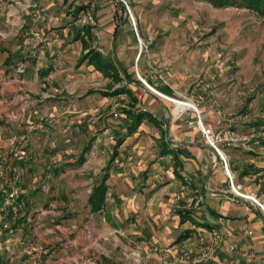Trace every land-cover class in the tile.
Instances as JSON below:
<instances>
[{
  "label": "crops",
  "instance_id": "obj_1",
  "mask_svg": "<svg viewBox=\"0 0 264 264\" xmlns=\"http://www.w3.org/2000/svg\"><path fill=\"white\" fill-rule=\"evenodd\" d=\"M90 6L95 8L96 24L82 25L80 19ZM135 6L139 12L141 5ZM127 16L120 0H0L2 28H8L2 33V39H8L0 42V113L2 120L7 121L10 118L6 112L10 109H18L19 116L17 121L12 120L17 125L7 137L0 127V146L4 148L0 154L12 147L15 134L30 129L32 158L21 159L18 164L28 201L25 214L37 219L33 228L19 226L15 228L16 238L5 241L21 247L19 254L13 256L15 263L78 264L88 252V240L96 243L97 226L102 220H112L116 225L111 227L116 233L113 238L120 241V235H125L130 242L138 240L143 253L152 244L164 247L174 243L171 248L178 246L179 250L188 246L186 255L182 250L172 256L174 264H182L183 260L185 264H219L225 259L230 264H264V209L261 206L259 214L242 200L209 192L210 189L234 193L223 162L219 159L214 166L215 156L209 144L203 141L200 130L188 123L195 114H171L159 100L165 111H155L158 105L149 110L144 94L132 87L156 97L135 81H127L126 73L137 78L139 72L153 88L161 90L158 82L163 79L172 88L164 78L165 69L160 68L163 63L158 64L157 54H148L147 45L146 49L139 45V37L143 40L141 29L148 28L142 25L139 31L134 12V25ZM85 27L91 28V37ZM142 34L147 35L144 31ZM92 48L103 57L116 60L122 81L114 82L111 76L104 75L90 58L79 62ZM109 52L111 55L107 56ZM16 54L21 59L13 63ZM21 67L23 73L19 71ZM167 73L170 71L166 70L170 79ZM9 74L13 75L15 85L5 81ZM124 87L127 89L116 92ZM106 91L116 92L114 96L126 93L129 98L118 100ZM26 95L34 98L35 105L47 117L44 127H40L38 117L30 110L21 112L19 104H24ZM107 103L119 113L118 118L104 116ZM212 103L206 102L203 109L207 124L216 131L231 127L233 137L224 142V150L229 147L235 153L238 151L227 153L232 182L250 188L249 192L256 197V192L264 187V96L257 97L258 111L251 117L258 123L247 125H242L247 120L243 116L230 118L220 110L214 116ZM132 108L147 113L141 125L130 133V116L125 110ZM108 121L113 122L116 143L124 138L115 161L111 155L116 145H112L108 131L104 130ZM169 135L183 143L171 142ZM86 146L91 148L84 153ZM169 151L178 154L181 165L176 166L174 153ZM247 152L256 156L248 161ZM102 170L103 177H99L97 171ZM240 176L245 180L236 181ZM252 176H259L254 185L248 183ZM105 177V206L94 212L90 197ZM43 183L48 190H44ZM262 196L258 201L264 206V193ZM83 201L92 212L90 223L83 222ZM43 207L48 209L46 214L40 212ZM71 214L76 216L75 221ZM57 220L63 224L56 223ZM24 231L26 235H22ZM67 234L70 239L65 240ZM13 240L16 242L11 243ZM231 244H237L236 251L229 250ZM46 246L57 248L55 252L51 250V257ZM52 257L58 259L52 261ZM166 260L164 263L168 264Z\"/></svg>",
  "mask_w": 264,
  "mask_h": 264
},
{
  "label": "rangeland",
  "instance_id": "obj_2",
  "mask_svg": "<svg viewBox=\"0 0 264 264\" xmlns=\"http://www.w3.org/2000/svg\"><path fill=\"white\" fill-rule=\"evenodd\" d=\"M130 2L134 15L138 18L137 26L139 31L142 25L148 28L146 30L141 29L145 34L147 33L146 36H143L142 31H140L141 37L149 49L148 54H152L153 52L157 54L156 57L160 58L158 64L163 63L160 68L165 69L162 72L164 78L172 84V88L170 89L163 81L164 79L161 82L156 80L161 84L160 87L166 90H172L174 96L165 92H162L163 94L198 105L206 126L209 125L204 117L203 109L206 102H210V100L213 102L212 105L215 109L214 116H218L217 112L220 110L223 113H227L230 118L234 116H243L247 118L246 121H242L244 122L242 125L258 123V120L254 117L252 119L251 117L258 111L255 105L257 97L261 95L264 96V16L247 8L234 6L218 8L206 0H143L141 2H138V0H130ZM135 5H141V7L137 8L139 12H137ZM127 17L130 19L132 25H134L132 17ZM120 24L121 18L118 21V26ZM2 26L3 24H1L0 19V42L8 39H2V33L8 30L7 27L2 28ZM146 45H144L145 49ZM110 55L109 52L107 56ZM20 59L21 55L16 54L11 61L14 63ZM6 65L9 64L7 63ZM166 70L170 71V74L167 73L170 79L166 76ZM11 74H9L10 76H6L7 78L5 79L10 86L15 85L13 75ZM102 87L108 88L109 86L103 85ZM145 87L147 86L145 85ZM132 88L144 94V102L149 110L151 106L155 107L156 105H158L157 110H153L158 111L159 108L161 111L164 110L161 106L162 103H160L162 101L164 104L163 106H166L171 114H176L175 102L158 95L157 97L161 100L160 101L157 98L154 99L150 97L148 94L135 87ZM154 89L160 91V89L155 86ZM106 92H109L110 95L112 94L114 98L118 97V100L129 98L126 93H121L120 95L116 94L118 96H114V93L117 91ZM1 97L0 90V99ZM21 102L19 104L20 110L21 108L24 109L23 101ZM102 107L103 106H101V108ZM104 108L103 113L105 117L114 116L115 112L112 111V105L107 103ZM23 109L21 112L24 111ZM12 111L16 113L17 117ZM183 111L189 114H195V116H193L194 119L190 118L191 120H189L188 123L192 120L196 121L197 117L194 107L184 109ZM17 112L18 109H10L6 112L9 114L10 121L2 120L3 113L2 115L0 113V127L3 135H6V137L8 136L7 133L10 134V132L14 130L12 128L17 125L16 123H11L12 120L19 118ZM24 112H28V108ZM90 122L92 124L93 120H90ZM108 122L109 124L105 129L103 127L104 130H107L110 124L113 128V122ZM194 126L201 132L197 124L194 123L192 127ZM229 129L232 128L229 127ZM108 134L110 138L111 135L115 137L114 139L111 138L112 145L114 144L115 146L116 134L113 131L111 133L108 132ZM201 135L204 139L203 141H206L202 132ZM224 142H221V145L224 144ZM3 149L4 148L0 146V150ZM10 149L0 154V159L8 155ZM233 149L230 150L229 147H226L225 152L228 154L235 153ZM236 152L238 153V151ZM253 156L256 155L247 152L246 158L250 161ZM111 158H113V154ZM103 173L104 170H102V173L97 171L98 176L101 175V177H103ZM237 180L244 181L245 179L240 176L236 178V181ZM258 181L259 176H252L250 180H248V183L254 185ZM20 186L22 188V174ZM240 189L242 192L254 196L252 194L253 192H249L250 188L245 189L240 186ZM256 193L257 196H254V198L258 200L259 198L261 199V197L263 198L262 193H264V187L260 188ZM98 194H101L100 189L98 190ZM258 206L262 209L260 205ZM82 207L86 211L83 216V222L90 223L92 212L88 211L89 206L86 204V201H83ZM27 208L28 201L26 211ZM47 210V208L43 207L40 212L46 214ZM26 211H24V215L26 216L22 219V223L19 225L14 223V232L7 230L9 228H6V222L0 217V256L4 262L2 264H16L13 256L19 254L21 247L13 246V244L10 246L5 243L9 238H16L15 228L19 226L22 228V226L25 225L23 229L28 227L27 229L29 230V228L34 227L33 225L37 221L35 215L25 214ZM100 215H102L103 219V211ZM70 217L72 221H75L76 216L71 214ZM59 219H62V217ZM138 222L137 220L136 223L138 224ZM56 223L63 224L61 220H57ZM111 227H116V225L112 223V220H110L109 223L102 220L101 224L95 229L96 243H92V241L88 240L90 244L88 252L83 255L84 259L80 260L78 264H165L166 262L164 263V260L166 259L168 264H174V262L171 261L174 258H172L173 255L177 256L181 254L182 250V254L186 255L188 251V246L186 248L182 247V250H179L178 246L173 249L171 247L174 243H172L164 247L152 244L149 246L148 251L143 253L138 240L130 242L128 239L129 237L125 235H120V241L115 240L113 237L116 236V233L111 231ZM22 235H26L25 231L24 233L22 232ZM72 236L73 233L70 234V237ZM70 237L67 234L65 240L70 239ZM15 242L16 241L13 240L11 243ZM46 247L43 250H46ZM47 248H49V250H47L46 253L57 249L56 247L51 248L50 246ZM20 258L24 259V254H21ZM51 259L53 261L58 258L52 257ZM185 263L186 261L183 260L182 264Z\"/></svg>",
  "mask_w": 264,
  "mask_h": 264
},
{
  "label": "built area",
  "instance_id": "obj_3",
  "mask_svg": "<svg viewBox=\"0 0 264 264\" xmlns=\"http://www.w3.org/2000/svg\"><path fill=\"white\" fill-rule=\"evenodd\" d=\"M124 3L127 14L133 17V9L131 7L129 0H120ZM82 25H94L96 24V18L94 14V7L90 6L84 11V15L80 19ZM140 47L143 48L145 42L139 37ZM21 73L24 72V68L21 67L19 70ZM138 79L146 85L150 89H154L145 78L141 76L139 72H137ZM18 79V77H16ZM18 80H21L20 78ZM35 100L30 95H26V99L24 102V111L28 108L31 111L32 115H35L39 119L40 127H44L45 123L48 122V119L45 115L41 113V110L38 106L35 105ZM194 109L196 110V121L192 120L189 122L191 126L197 124V126L201 129L203 136L206 138V142L212 146L217 152L219 159L223 162L224 168L231 179V187L235 194H238V189L240 186H237L232 182V175L230 171V163L229 157L224 150L223 144L221 142L226 141L233 137L232 131L228 129L214 130L212 127L206 126L202 118V112L199 109L198 105L194 104ZM114 117H119V113L115 112ZM108 132H112L113 128L110 124L107 128ZM111 138L115 137L111 135ZM31 133L30 129H25L23 132H19L12 137V148L10 149V153L0 159V217L3 219L6 224L7 230H11L14 232V225L20 224L22 221V216L24 215V211H26L27 201L24 196V192L20 186L21 182V172L19 169L18 162L19 160H29L32 158L31 151L29 149V144L31 142ZM44 190H48V186L46 183L42 184ZM253 199V198H252ZM260 206L261 203L255 199ZM12 223H11V222ZM15 223V224H14ZM252 232H250L251 234ZM237 244H231L230 251L234 252L237 250ZM51 257L53 254L51 252H47ZM219 264H230V262L225 259L221 260Z\"/></svg>",
  "mask_w": 264,
  "mask_h": 264
},
{
  "label": "trees",
  "instance_id": "obj_4",
  "mask_svg": "<svg viewBox=\"0 0 264 264\" xmlns=\"http://www.w3.org/2000/svg\"><path fill=\"white\" fill-rule=\"evenodd\" d=\"M208 2H210L211 4H213L215 7L218 8H224V7H230V6H234V7H241V8H247L251 11H254L262 16H264V0H206ZM91 28L89 27H85L84 31H86L89 34V37L92 36V32L90 31ZM80 32V31H79ZM81 34V32H80ZM90 58V62L97 64L98 68L104 73V75H108L111 76L114 80V82H120L123 80V78L119 75V71L117 69L116 63L114 60V58H107V57H103L101 52H99L98 50H96L95 48H92L89 50V52L85 55L82 56V58L80 59V63H82L83 61H85L86 59ZM10 61V57H8L6 59V64L9 63ZM52 68H49V70H51ZM126 73V70H124ZM126 78L127 81L129 83L135 81L137 83H140V80H138L137 78H135L133 75H129L128 73H126ZM127 89L126 87L117 90L118 91H122ZM161 90L163 92L169 93L171 94L172 92L170 90H166L165 88H161ZM125 113L128 114V117L130 116V118L128 119L129 121V132L132 133L133 131H135L139 125H141V123L144 120V117L146 115V111H137L136 109H127L125 110ZM124 141V138L121 137L117 140L116 146H115V151H114V155L112 160L115 159L116 155H117V148L119 145H121ZM91 148V146H86L85 147V152L89 151ZM169 152H173V151H169ZM174 153V158H175V164L176 166L181 165V160L179 159V156L177 153ZM85 159V157L81 158V161L83 162ZM107 177H105L104 182L97 188V190L94 191V193L91 195L90 197V203L92 204V211L97 212L100 211L101 209L104 208L105 206V201H106V193H107V186L105 184ZM101 190V194H98V190ZM26 215L22 216V219L25 217ZM4 263L2 260V257L0 256V264Z\"/></svg>",
  "mask_w": 264,
  "mask_h": 264
},
{
  "label": "water",
  "instance_id": "obj_5",
  "mask_svg": "<svg viewBox=\"0 0 264 264\" xmlns=\"http://www.w3.org/2000/svg\"><path fill=\"white\" fill-rule=\"evenodd\" d=\"M135 84L136 85H138V86H141V87H144V88H146L147 90H150V92L156 97V98H158L157 97V95L155 94V92H153L154 90H152V89H150V88H148V87H145V85H143V84H141V83H137V82H135ZM152 90V91H151ZM161 92H163L162 90H160ZM170 95V94H169ZM172 95V94H171ZM159 99V98H158ZM160 100V99H159ZM161 101V100H160ZM162 102V101H161ZM169 139H170V141L171 142H175V143H183V142H178V141H176V140H174L173 138H171L170 137V135H169ZM211 150H212V152L214 153V156H215V162H214V166L217 164V161L219 160V156H218V154H217V152L215 151V149L212 147V146H210V145H207ZM212 171H213V168L210 170V173H209V175L211 176V174H212ZM209 192H212V193H214V194H220V195H225V196H229V197H233V198H237V199H239V200H242L243 202H245V203H247L248 205H250V206H252L259 214H262V210H261V208L258 206L259 204L255 201L254 202V200H252L251 198H248V197H245V196H241V195H237V194H235V193H232V192H220V191H214V190H210L209 189Z\"/></svg>",
  "mask_w": 264,
  "mask_h": 264
},
{
  "label": "bare ground",
  "instance_id": "obj_6",
  "mask_svg": "<svg viewBox=\"0 0 264 264\" xmlns=\"http://www.w3.org/2000/svg\"><path fill=\"white\" fill-rule=\"evenodd\" d=\"M156 93H158L160 96H163L164 98H167L168 100H171L173 102H175L176 104V113H180L181 111H183L184 109H187V108H192L194 106V104L192 102H189V101H182V100H179V99H176V98H173V97H170V96H167L165 94H163L162 92L160 91H157L155 89H153ZM238 194H240L241 196H245V197H248V198H253L255 200L258 201V199L254 198V196L252 195H249V194H246L244 192H242L241 190L238 189ZM263 209H264V206L262 205Z\"/></svg>",
  "mask_w": 264,
  "mask_h": 264
}]
</instances>
